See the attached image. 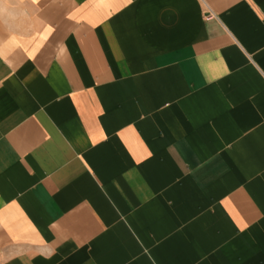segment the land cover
I'll return each mask as SVG.
<instances>
[{
  "label": "crops",
  "instance_id": "1",
  "mask_svg": "<svg viewBox=\"0 0 264 264\" xmlns=\"http://www.w3.org/2000/svg\"><path fill=\"white\" fill-rule=\"evenodd\" d=\"M14 5L0 264H264V0Z\"/></svg>",
  "mask_w": 264,
  "mask_h": 264
},
{
  "label": "rangeland",
  "instance_id": "2",
  "mask_svg": "<svg viewBox=\"0 0 264 264\" xmlns=\"http://www.w3.org/2000/svg\"><path fill=\"white\" fill-rule=\"evenodd\" d=\"M15 0H0V11H5L6 7H14Z\"/></svg>",
  "mask_w": 264,
  "mask_h": 264
},
{
  "label": "built area",
  "instance_id": "3",
  "mask_svg": "<svg viewBox=\"0 0 264 264\" xmlns=\"http://www.w3.org/2000/svg\"><path fill=\"white\" fill-rule=\"evenodd\" d=\"M210 16H211V15L208 16V19H210Z\"/></svg>",
  "mask_w": 264,
  "mask_h": 264
}]
</instances>
